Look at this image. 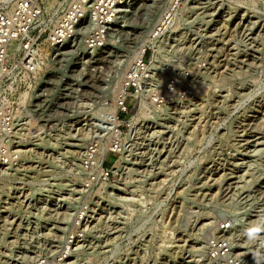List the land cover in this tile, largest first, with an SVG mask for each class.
Wrapping results in <instances>:
<instances>
[{"label":"rangeland","instance_id":"1","mask_svg":"<svg viewBox=\"0 0 264 264\" xmlns=\"http://www.w3.org/2000/svg\"><path fill=\"white\" fill-rule=\"evenodd\" d=\"M185 1L169 28L175 40L151 65L160 82L189 73L190 94L146 103L147 116L131 123L132 111L119 119L128 144L101 187L81 186L80 154L137 40L114 38L86 65L61 66L54 131L28 128L14 147L34 148L35 162L15 161L14 148L0 168L14 164L18 188L0 181V264L63 253L59 264H193L201 243L181 240L227 219L240 250L264 255V138L256 129L264 130V0H181L179 8ZM139 101L129 102L136 109ZM31 141L38 145L21 146Z\"/></svg>","mask_w":264,"mask_h":264},{"label":"built area","instance_id":"2","mask_svg":"<svg viewBox=\"0 0 264 264\" xmlns=\"http://www.w3.org/2000/svg\"><path fill=\"white\" fill-rule=\"evenodd\" d=\"M180 1L170 0L156 22L145 27L143 41L140 37L128 54L118 84L102 99L93 136L84 142L80 154L84 189L106 184L116 158L126 148V122L119 123V119L125 121L134 109L129 101L139 98L152 108L163 107L190 94L189 73L167 75L160 82L151 65L153 55L165 50L169 39L175 40L168 31ZM138 2L0 0V168L31 124H39L40 133L54 131L61 110V66L66 61L86 65L92 57L103 55L117 31L124 29L125 16L140 7ZM110 108L116 109L115 115L109 113ZM108 156L113 158L109 165ZM235 228L227 219L200 231L198 264H264V255L250 256L239 249L240 240L231 234ZM63 254L38 255L24 264H59L66 257Z\"/></svg>","mask_w":264,"mask_h":264},{"label":"bare ground","instance_id":"3","mask_svg":"<svg viewBox=\"0 0 264 264\" xmlns=\"http://www.w3.org/2000/svg\"><path fill=\"white\" fill-rule=\"evenodd\" d=\"M169 2V1H168ZM167 2V3H168ZM166 0H139L138 2V6L140 5V7L137 9H133L130 11V13L125 16V18L123 19V26H124V29H120L117 31V34L114 35V37H117L116 39H123V40H128L130 38H133L135 40H140V37L143 41V31L146 29L145 27H147V25H151L152 23H155L156 20L159 18L160 14L162 13L161 11H163V9L166 8ZM165 4V5H164ZM182 7L181 8H178L177 10H175L174 12V17L176 15V20H178V17L179 15L181 14V12H183V10L186 9V1L182 3ZM164 6V7H163ZM175 21H174V24H175ZM144 24H146V26H144ZM176 26V25H175ZM175 26H172L171 28H175ZM169 32V31H168ZM199 38V37H198ZM197 38V39H198ZM179 39V38H178ZM111 43L113 42L112 40L110 41ZM155 48V47H154ZM216 55V54H215ZM201 88V87H200ZM191 90V89H190ZM192 91V90H191ZM197 92V91H196ZM190 93V92H189ZM145 109H148V105L146 104V102L144 101H139V105L137 106L136 109H133L132 112H131V117L129 119V123L133 122L134 120H138V118L140 116H147V112H145ZM109 113H116V109L115 108H110L109 109ZM120 123V122H119ZM93 124V123H92ZM32 127L31 130L33 131L34 134H37L38 133V129L39 128H36L35 127V124H31ZM258 129L259 131L257 132L258 134H261L260 137L261 138H264V130H262L261 128H256ZM32 133V132H31ZM25 135V134H24ZM23 135V136H24ZM30 135V134H29ZM33 135V134H32ZM34 136V135H33ZM255 136V135H254ZM25 137V136H24ZM36 138V136H35ZM22 139V138H21ZM40 138H36V141H38ZM33 141V140H32ZM27 142L25 144H22L21 146H29V145H38L37 143H34V142ZM252 142L250 141H247V145L248 144H256V145H260L261 143L259 142V140H251ZM37 148V147H35ZM39 148V147H38ZM15 152L16 155V160L18 161H22V160H26V162H35L33 160H29V157L32 156L31 152H34V148H29V149H19L18 150L16 149V151H13ZM253 152H257V150L253 151ZM259 152V151H258ZM256 154V153H255ZM117 164H118V160L116 161L115 165L113 166V169L117 167ZM14 164H11L10 166H8L7 168H5L4 171H2L3 169H1L0 171V181H1V184L3 185H9L11 184V186H8L9 189H11V192L14 193L15 189L17 188L16 186H12L13 184L17 183V182H13L11 181V179H13L15 177V174L11 173L10 172V169L12 168ZM17 165V164H16ZM13 177V178H12ZM241 177V176H240ZM231 178H236V177H231ZM237 179V178H236ZM233 180V179H232ZM22 181V180H21ZM233 182V181H232ZM231 184H234V183H237L236 181L233 182ZM230 185V184H229ZM108 187V186H107ZM111 187V186H109ZM18 189V188H17ZM232 189V188H231ZM262 193H264V189H262L261 191ZM38 195V194H37ZM130 199V198H129ZM183 213V212H182ZM258 214V213H257ZM264 214V213H262ZM186 219V218H185ZM262 221V220H261ZM8 222V221H7ZM11 222V221H10ZM43 222V221H42ZM11 225V223H10ZM20 225V223H19ZM204 227V225H202ZM253 227V226H251ZM257 228V227H255ZM200 229V228H199ZM203 229H201L202 231ZM257 230V229H256ZM255 229H254V233H255ZM260 233V232H259ZM188 234V233H187ZM193 234V233H192ZM200 235V233L198 232H195L193 235H194V238H191L189 240H186V239H183L181 241H187V242H192V243H195V244H200L201 243V239H199L197 236ZM189 235V234H188ZM192 235V237H193ZM190 236V235H189ZM253 236V235H252ZM187 237V236H186ZM259 237V236H258ZM256 238V235L251 237L250 240H252V244L254 243V240ZM257 240V239H256ZM257 241H260L259 243L257 242V245L259 247L258 250L262 253H264V235L260 236V238H258ZM248 243V242H247ZM246 243V244H247ZM195 248V247H193ZM201 248V247H200ZM199 249V248H196V250ZM256 254V252H255ZM31 258H29L30 260ZM28 260V261H29ZM31 261V260H30ZM29 261V262H30ZM191 263L192 262H199V260H196V259H193L190 261ZM193 263V264H194Z\"/></svg>","mask_w":264,"mask_h":264}]
</instances>
